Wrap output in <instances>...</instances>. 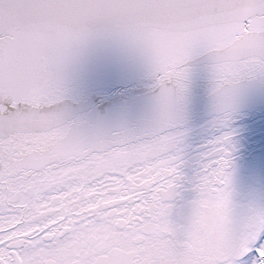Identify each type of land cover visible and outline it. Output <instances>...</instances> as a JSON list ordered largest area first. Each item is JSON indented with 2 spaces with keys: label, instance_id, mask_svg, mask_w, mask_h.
<instances>
[{
  "label": "snow or ice",
  "instance_id": "6c2138e0",
  "mask_svg": "<svg viewBox=\"0 0 264 264\" xmlns=\"http://www.w3.org/2000/svg\"><path fill=\"white\" fill-rule=\"evenodd\" d=\"M0 264H264V0H0Z\"/></svg>",
  "mask_w": 264,
  "mask_h": 264
}]
</instances>
